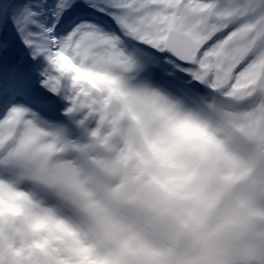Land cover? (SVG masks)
<instances>
[{
    "label": "clouds",
    "instance_id": "obj_1",
    "mask_svg": "<svg viewBox=\"0 0 264 264\" xmlns=\"http://www.w3.org/2000/svg\"><path fill=\"white\" fill-rule=\"evenodd\" d=\"M79 127L0 193L12 264H264V113L129 81Z\"/></svg>",
    "mask_w": 264,
    "mask_h": 264
},
{
    "label": "snow or ice",
    "instance_id": "obj_2",
    "mask_svg": "<svg viewBox=\"0 0 264 264\" xmlns=\"http://www.w3.org/2000/svg\"><path fill=\"white\" fill-rule=\"evenodd\" d=\"M129 81L264 113V0H0V193Z\"/></svg>",
    "mask_w": 264,
    "mask_h": 264
}]
</instances>
